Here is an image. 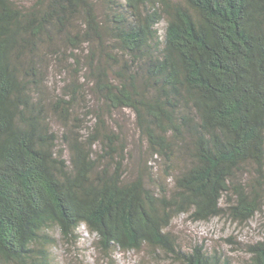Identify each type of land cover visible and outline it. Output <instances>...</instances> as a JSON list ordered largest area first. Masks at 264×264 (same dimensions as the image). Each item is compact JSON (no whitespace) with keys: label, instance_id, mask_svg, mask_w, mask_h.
<instances>
[{"label":"trees","instance_id":"trees-1","mask_svg":"<svg viewBox=\"0 0 264 264\" xmlns=\"http://www.w3.org/2000/svg\"><path fill=\"white\" fill-rule=\"evenodd\" d=\"M263 212L264 0H0V264H59L82 228L107 256L264 264V238L227 239L238 260L171 229Z\"/></svg>","mask_w":264,"mask_h":264},{"label":"rangeland","instance_id":"rangeland-1","mask_svg":"<svg viewBox=\"0 0 264 264\" xmlns=\"http://www.w3.org/2000/svg\"><path fill=\"white\" fill-rule=\"evenodd\" d=\"M28 3L29 0H19ZM101 0H95V2ZM62 79L57 75L56 81ZM116 120L122 125L132 148L134 158L145 150V141L139 135L133 114L125 109L118 113ZM161 163L157 164L156 171H160ZM81 239L77 246H59L57 249L59 264H157L158 262L146 249L140 251L120 252L107 256L93 245V236L82 228ZM171 229L176 232L183 244L205 242L210 248L224 249L234 258L241 260L246 257L235 246L228 242L238 239L241 241H255L264 238V212L257 214L247 223H238L225 217H215L208 221H192L186 214L178 215L173 219ZM237 264V263H235ZM240 264V263H239Z\"/></svg>","mask_w":264,"mask_h":264}]
</instances>
